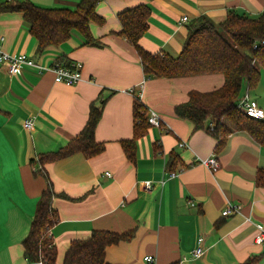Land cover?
<instances>
[{
    "label": "crops",
    "instance_id": "crops-1",
    "mask_svg": "<svg viewBox=\"0 0 264 264\" xmlns=\"http://www.w3.org/2000/svg\"><path fill=\"white\" fill-rule=\"evenodd\" d=\"M29 1L65 9L80 2ZM139 5L151 12L140 46L172 57L180 53L188 26L200 16L218 25L230 12L264 15V0H100L96 13L103 21L89 26L101 46L86 45L72 30L59 47L37 53L22 15L0 13V48L5 53L24 54L43 66L57 60L82 64L81 80L66 85L55 82L51 71L38 73L24 66L11 75L0 63V264H31L23 257L21 242L48 181L56 193L68 197L52 200L58 214L50 230L56 264L72 240L87 238L93 230L132 234L106 248L108 264H264V242L255 241L264 230V186L256 184L258 172H264V146L247 132L232 130L216 150L213 136L176 116L174 108L187 102L191 92L218 89L224 76L146 78L135 49L119 35L117 16ZM110 90L114 93L108 95ZM245 92L264 109V69L256 85H243L240 95ZM135 96L146 116L149 110L160 116V125H149L128 159L120 142L133 135ZM103 98L94 138L104 150L90 158L77 153L47 162V178L39 173L30 160L37 162L41 153L54 152L77 136L90 106ZM25 120L31 121L28 129L23 128ZM212 156L218 163L215 172L201 163ZM228 204L238 211L222 216ZM198 246L203 254L193 258ZM146 256L152 261L146 262Z\"/></svg>",
    "mask_w": 264,
    "mask_h": 264
},
{
    "label": "trees",
    "instance_id": "trees-1",
    "mask_svg": "<svg viewBox=\"0 0 264 264\" xmlns=\"http://www.w3.org/2000/svg\"><path fill=\"white\" fill-rule=\"evenodd\" d=\"M100 0H80L75 9L46 8L29 0L0 2V13H20L36 39V51L59 47L70 38L72 30L78 31L88 46L102 44L92 37L90 22L101 23L96 13ZM150 8L139 5L121 11L117 16L121 26L119 35L135 49L146 78H175L202 74L221 73L222 87L209 92H191L187 102L174 108L176 116L191 121L196 129H204L217 141L216 150L224 146L232 130L247 132L257 143L264 146V121L245 116L237 107L245 83L253 87L264 69V15L251 18L243 14L228 13L216 26L209 18L200 16L188 26V36L176 57L152 54L143 49L140 38L148 28ZM254 45L257 47L254 49ZM68 63V61L63 60ZM114 93L108 91V95ZM105 98L99 105L90 106L88 119L80 133L54 152L41 153L37 162L30 163L43 174V165L74 154L93 157L104 150L105 145L96 142L94 132L102 113ZM133 135L122 140L121 147L128 159H133L135 140L142 137L149 123L144 105L137 96L133 100ZM256 184L264 186V172L259 171ZM55 197L68 198L56 193L48 181L41 193L27 235L22 240L23 257L31 264H56L57 249L51 227L58 221L52 208ZM131 232L116 234L93 230L84 239H74L67 247L61 264H108L105 250L116 242L131 237Z\"/></svg>",
    "mask_w": 264,
    "mask_h": 264
},
{
    "label": "built area",
    "instance_id": "built-area-1",
    "mask_svg": "<svg viewBox=\"0 0 264 264\" xmlns=\"http://www.w3.org/2000/svg\"><path fill=\"white\" fill-rule=\"evenodd\" d=\"M183 21L186 20L185 17L182 18ZM0 41H3V38H0ZM261 45H264V40L260 41ZM257 46L254 45V49ZM0 63L7 65L9 73L11 75L19 74L21 72L22 67H32L37 70L38 73H42L44 71H51L55 75V82L64 83L66 85H74L79 82L82 78V64L80 62H71L65 65L62 61H56L51 66H43L36 63L33 59L29 58L26 55H10L5 53L0 48ZM238 109L247 117L264 121V109H262L257 102L251 98L248 92H245L240 96L237 101ZM147 121L149 125L159 126L160 125V116L153 110L148 111ZM31 126L30 120H25L23 123V128L28 129ZM180 147L184 146V143L178 144ZM201 163L210 169L212 172H215L218 168V163L214 156L201 160ZM108 175V174H107ZM171 177L175 176V173L170 174ZM145 188L147 190L151 189V184L149 182L145 183ZM238 211V207L236 205L228 204L222 211V216H228L230 214L236 213ZM202 238L199 239L201 242ZM257 243L264 242V230L260 229L258 235L255 238ZM203 254V250L200 246H198L192 254L193 258H198ZM146 262H151L152 258L149 256L144 257Z\"/></svg>",
    "mask_w": 264,
    "mask_h": 264
},
{
    "label": "rangeland",
    "instance_id": "rangeland-1",
    "mask_svg": "<svg viewBox=\"0 0 264 264\" xmlns=\"http://www.w3.org/2000/svg\"><path fill=\"white\" fill-rule=\"evenodd\" d=\"M214 24H215L216 26H218L217 23H214Z\"/></svg>",
    "mask_w": 264,
    "mask_h": 264
}]
</instances>
